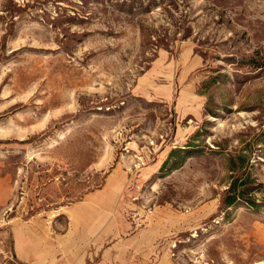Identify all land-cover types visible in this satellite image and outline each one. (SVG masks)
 Returning a JSON list of instances; mask_svg holds the SVG:
<instances>
[{"label":"rangeland","instance_id":"obj_1","mask_svg":"<svg viewBox=\"0 0 264 264\" xmlns=\"http://www.w3.org/2000/svg\"><path fill=\"white\" fill-rule=\"evenodd\" d=\"M109 178L117 264H264V0H0V264Z\"/></svg>","mask_w":264,"mask_h":264},{"label":"crops","instance_id":"obj_2","mask_svg":"<svg viewBox=\"0 0 264 264\" xmlns=\"http://www.w3.org/2000/svg\"><path fill=\"white\" fill-rule=\"evenodd\" d=\"M117 193L114 178L87 192L71 207L64 227L59 221L54 228L46 217L38 215L16 221L11 230L14 260L27 264H117V258L109 256L116 244L106 246L116 234L113 207ZM7 200V190L0 182V205Z\"/></svg>","mask_w":264,"mask_h":264},{"label":"trees","instance_id":"obj_3","mask_svg":"<svg viewBox=\"0 0 264 264\" xmlns=\"http://www.w3.org/2000/svg\"><path fill=\"white\" fill-rule=\"evenodd\" d=\"M234 160L232 159V180L229 184V187L226 191V196L224 198V202L230 206L237 202L248 203L252 206H257L258 202L255 196V186L252 180L249 177H242L240 175H236L235 172L237 170V166Z\"/></svg>","mask_w":264,"mask_h":264}]
</instances>
